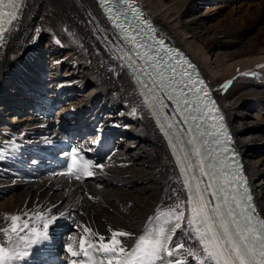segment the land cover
Returning <instances> with one entry per match:
<instances>
[{
	"label": "bare ground",
	"instance_id": "6f19581e",
	"mask_svg": "<svg viewBox=\"0 0 264 264\" xmlns=\"http://www.w3.org/2000/svg\"><path fill=\"white\" fill-rule=\"evenodd\" d=\"M140 1L158 31L183 47L214 87L264 215V119L258 116L264 112V0ZM19 2L18 19L0 42V149L13 133L24 132L26 139L35 143L38 137L41 143L46 130L57 132L50 127L51 119H40L33 110L51 97L55 104L61 103L56 115L60 133L88 129L90 135L83 139L87 144L114 126L119 151L86 184L64 182L56 176L34 182L12 180L6 164L0 163V229H10L11 216L23 213L18 233L29 239L31 229L38 226L24 228L27 215L43 213L46 221L55 217L49 229L67 228L64 246L72 243L79 251L81 237L97 243L103 235L109 242L111 231H123L130 235L117 237V250H130L145 229L163 222V218L157 221L158 212L177 204L185 212L181 224L186 228L191 213L184 180L169 144L143 103L144 86L119 59L123 41L99 1ZM61 28L65 31L56 32ZM72 31L76 39L71 38ZM64 40L72 43L66 45ZM77 53L84 59L76 60ZM242 71L249 77L243 78ZM228 80L232 83L225 87ZM91 124L99 130H91ZM85 227L91 231L85 233ZM61 233L52 248L68 258L64 246L57 245ZM8 235L16 241L13 246L25 248L17 233ZM0 242L6 247L10 244L2 231ZM173 242L170 248L185 244L174 261L199 264L188 254L189 249L202 252L194 236L178 230ZM17 264L33 263L26 259Z\"/></svg>",
	"mask_w": 264,
	"mask_h": 264
},
{
	"label": "snow or ice",
	"instance_id": "6c2138e0",
	"mask_svg": "<svg viewBox=\"0 0 264 264\" xmlns=\"http://www.w3.org/2000/svg\"><path fill=\"white\" fill-rule=\"evenodd\" d=\"M99 2L104 4L105 0ZM118 2L126 5V10L114 12V5H108L107 11L119 39L129 46L127 52L120 49L119 59L127 60V66L138 79L146 77L142 81L148 89L145 95L155 98L149 107L154 114L162 116L157 122L164 136L168 137L176 166L184 177L191 214L187 218V227L182 228L185 212L181 205L158 212L156 219L163 218V223L151 231L145 229L130 251L123 247L117 250L120 245L117 237L130 235L123 231H111L109 242L100 235L98 244L90 243L87 236L81 237L79 251L72 243H66L64 250L70 257H84L79 261L71 259L67 264H164L165 261L167 264H182L172 258L185 248V244L169 247L178 230L185 236H194L202 247V252L188 251L199 264H264V218L257 212L241 168L230 167L236 156L225 125L217 123V120L223 121V116L214 113L215 104L209 99L206 88L197 87L203 82L194 79L195 68L174 49L167 48L163 39H156L155 30L146 19H141V13L131 0ZM3 7L12 10L5 13ZM19 7V0H8L7 5L0 0V41L5 38V23L11 24L18 19ZM5 16L9 18L7 21ZM112 43L113 47H118L115 41ZM230 84L231 81L227 82L225 87ZM172 112L177 114L178 123L171 122ZM69 155L71 162L67 172L70 176L77 180L93 177V171L89 170L90 161L85 160L78 166L77 148H72ZM97 167L103 169L104 165ZM189 171L194 184L187 175ZM204 178L208 181L206 185L203 184ZM176 209L180 210L177 212ZM10 219L11 228L0 229L10 242L8 247L0 244V264L24 261L30 257L33 245L49 239L50 222L43 223V232L32 228L33 238L28 239L18 233L17 222L21 217L12 215ZM23 227L28 228V223L25 222ZM90 231L84 228L85 233ZM9 232L17 233L19 240L25 241V249L13 246L16 241L8 235ZM71 239L69 235L68 240Z\"/></svg>",
	"mask_w": 264,
	"mask_h": 264
},
{
	"label": "rangeland",
	"instance_id": "374dc122",
	"mask_svg": "<svg viewBox=\"0 0 264 264\" xmlns=\"http://www.w3.org/2000/svg\"><path fill=\"white\" fill-rule=\"evenodd\" d=\"M231 3H233V1H231ZM205 7H206V5H203V8H202V11L203 10H205ZM229 7V6H228ZM227 7V8H228ZM226 9V8H225ZM65 30L63 29V28H61V29H59V30H56V32H58V33H62V32H64ZM72 35V39H76V36H75V33H74V31H72V33H71ZM59 36H61V35H59ZM62 37V36H61ZM65 41V43H66V45H68V44H70V43H72L71 41H69V42H67L66 40H64ZM74 43V42H73ZM77 51H80V52H82L81 50H80V47H78L77 48ZM83 57H81V55L79 56L78 55V53L74 56V58L76 59V60H79V61H81V60H83L84 59V55H82ZM81 57V58H80ZM262 70H263V68H261ZM242 72H244L245 73V71H242ZM248 73V72H247ZM247 73H245V74H243L244 76H243V78L245 77V78H248L249 76L247 75ZM263 111V110H262ZM260 112L261 113V115H260V113H259V117L261 116L263 119H264V112ZM255 111H253L252 113H254ZM248 114L250 115L251 114V111H248ZM10 117V116H9Z\"/></svg>",
	"mask_w": 264,
	"mask_h": 264
}]
</instances>
